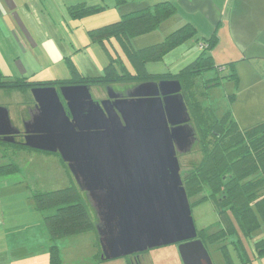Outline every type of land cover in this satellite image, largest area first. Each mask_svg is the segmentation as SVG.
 Returning <instances> with one entry per match:
<instances>
[{
    "label": "rangeland",
    "instance_id": "1",
    "mask_svg": "<svg viewBox=\"0 0 264 264\" xmlns=\"http://www.w3.org/2000/svg\"><path fill=\"white\" fill-rule=\"evenodd\" d=\"M159 1L161 0H19L17 7L19 17L26 31H22L14 17H0V72L4 76L24 77L35 83L56 82L70 77L67 66V61L70 60L78 74L84 77L103 74L104 68L110 62L115 65L117 72L124 69L133 74L134 69L116 37L104 43H97L90 40L88 32L117 21L125 12L152 7ZM171 2L176 7L175 13L157 29L131 38L132 46L141 49L154 45L163 41L169 33L187 24L191 25L195 32L185 42L170 50L161 60L146 63L144 69L148 74L168 76L178 74L201 53L200 45H203V39H208L219 26L214 24L211 29H206L201 25L198 17L195 15L189 17L188 13L193 14V11L183 12L181 1ZM75 5H80L78 9L86 6L96 10L85 15L72 16L69 7ZM181 16H184L185 21ZM221 34L225 36L223 45H216L210 52L215 65L219 66L220 70L205 71L199 78V81L205 82L219 77L220 84L206 90L207 98L204 102L210 106L217 118L229 110L240 128L264 122L262 119L264 91L261 89L264 79L247 75L246 65H243L241 75L237 73L234 59H230L232 56L236 58L237 52L234 48L236 45L231 38L228 43L229 38L226 33L221 32ZM216 35L219 36L220 33L217 32ZM225 39H227L226 43ZM231 63L238 77L237 87L229 77L228 64ZM253 65H255L254 71H258V62ZM105 90L100 86L91 87L92 98L95 101L106 99L107 90ZM7 94L10 95L7 99L10 104H14L20 98L24 99L21 94ZM29 95L31 94L27 92V97H30ZM232 95L234 98L230 100L229 97ZM251 98H255L253 105ZM200 157L198 144H194L188 153L178 154L180 176L190 162H196ZM15 160L19 173L12 177L14 179L0 181V254L11 253L8 255L11 259L9 264H35V253L41 251L42 245H45L47 252L50 242L42 213L33 207L32 194L66 188L75 185V181L58 156L24 152ZM5 162L0 154V164ZM16 181L19 182L15 184ZM87 209L92 215L91 206ZM190 209L196 231L212 226L220 227L218 213L211 199L207 198L198 204L192 203ZM95 239L98 242L95 230L58 239L56 244L60 252L61 264L90 263L88 258L90 245ZM228 246L233 252L229 242ZM246 247H253V240L249 241ZM174 248L179 253L178 246L174 244L151 249L147 253L153 257V264H175L170 256L171 249ZM27 251H29V259L25 255ZM210 255L213 264H222L218 254L210 250ZM100 264H127V260L123 257Z\"/></svg>",
    "mask_w": 264,
    "mask_h": 264
},
{
    "label": "water",
    "instance_id": "2",
    "mask_svg": "<svg viewBox=\"0 0 264 264\" xmlns=\"http://www.w3.org/2000/svg\"><path fill=\"white\" fill-rule=\"evenodd\" d=\"M106 90L95 101L85 85L33 88L23 146L66 164L94 212L101 261L174 244L183 264H212L180 176L195 132L179 82L141 83L128 98ZM19 133L0 107V137Z\"/></svg>",
    "mask_w": 264,
    "mask_h": 264
},
{
    "label": "trees",
    "instance_id": "3",
    "mask_svg": "<svg viewBox=\"0 0 264 264\" xmlns=\"http://www.w3.org/2000/svg\"><path fill=\"white\" fill-rule=\"evenodd\" d=\"M78 7L80 5L69 7L72 16H81L96 10L92 7ZM175 11L176 7L171 2L160 1L152 7L126 12L117 21L88 32L90 40L97 43L116 37L134 69L133 74L124 69L117 72L115 65L110 62L104 68L103 74L84 77L78 74L68 60L67 66L71 74L68 79L35 83L23 77L10 78L0 72V90L31 92L33 88L39 87H54L59 90L63 86L85 85L90 90L91 87L100 86L104 89L112 88L116 92L122 87H133L141 83L177 80L190 116V124L195 128L194 144H198L201 152L200 159L190 162L188 168L182 171V186L191 205L207 198L213 201L220 225L219 228L212 226L198 230L197 238L206 249L208 246H216L225 264H233L229 252L232 249L230 250L228 242L241 262L247 257L246 244L252 240L256 256L264 257V122L240 128L229 110L217 118L210 106L204 102L207 98L206 90L220 84L219 77L205 82L199 81L203 72L220 70L210 54L218 44L217 35L214 32L208 39H203L201 53L173 76L148 74L144 65L161 60L170 50L193 36L195 30L191 25L178 28L163 41L151 46L135 49L131 44V38L157 29ZM228 65L229 77L237 87L238 77L234 67L232 63ZM233 98L234 95L229 97L230 100ZM22 143L2 144L6 149L16 146L28 149ZM62 163L66 166L63 161ZM18 173L16 160L11 158L0 164L1 179H14L12 177ZM32 202L34 209L42 213L48 232V264H61L56 244L58 239L95 230L94 212L92 215L89 213L87 207L90 205L86 195L81 193L76 184L47 192H35L32 194ZM97 248H100L98 242ZM100 255L101 249L97 257L100 258Z\"/></svg>",
    "mask_w": 264,
    "mask_h": 264
},
{
    "label": "crops",
    "instance_id": "4",
    "mask_svg": "<svg viewBox=\"0 0 264 264\" xmlns=\"http://www.w3.org/2000/svg\"><path fill=\"white\" fill-rule=\"evenodd\" d=\"M161 1H169L172 0H161ZM182 4L183 12L193 11V14H189V17H198L201 25L206 29H211L214 24L219 25L215 28V34L220 33L218 37V46L223 45V38L221 32L223 34L226 33L228 36V43L230 42V38L233 39L236 47L235 50L237 52L236 58L233 56L230 59H234L235 70L239 75L242 73L243 65H246V74L251 75L256 79H264V0H179ZM196 1V2H194ZM200 1V2H197ZM160 2V1H159ZM172 3V2H171ZM19 0H0V17L9 16L10 18L14 17V19L19 23V27H21L22 31H26L22 20L19 17L18 10ZM126 13V12H125ZM178 13H176L177 15ZM187 14V13H186ZM195 15V16H194ZM182 19L185 21L184 16ZM192 19V18H191ZM179 20V18H178ZM192 21V20H190ZM193 23V22H192ZM96 29V28H95ZM221 31V32H220ZM229 32V34H228ZM218 35V34H217ZM226 40L224 42L226 43ZM222 42V44H221ZM21 46L26 49L22 44ZM255 62L259 64V70L254 71ZM7 76V75H5ZM10 78H14L11 76H7ZM262 77V78H261ZM20 78V77H19ZM24 78V77H23ZM261 88L264 91V85L262 84ZM27 92L31 94L29 91L24 90H0V107H3L7 111L8 120L13 128L19 130L21 134H23L24 123L30 120L31 115L35 109V102L33 100L32 94L27 97ZM7 93H11V95H22L24 99L16 100L14 104H10L7 99L10 98V95ZM7 96V98H6ZM251 96V95H250ZM252 97V96H251ZM26 99V100H25ZM255 98H251V105L255 104ZM12 99H10L11 101ZM264 119V118H262ZM19 133V134H20ZM11 139V138H10ZM15 139V137H14ZM16 141H2L0 142V154L1 157L5 159V161L15 160V158L24 152H36L49 154L36 150H20L16 151L17 146L13 149L10 147H3L2 143L10 144L13 142H21L22 137H18L15 139ZM3 147V148H2ZM4 148L8 151L5 154L3 152ZM15 150V151H14ZM55 155V154H50ZM56 156V155H55ZM10 180L9 177L1 179L0 181ZM16 182L15 184H17ZM42 215V214H41ZM75 236V235H74ZM50 242V241H49ZM12 245V242H11ZM50 246V245H49ZM90 253L88 258L90 259V263L88 264H100L102 262L98 256L100 248H97V240L90 245ZM49 248V247H48ZM41 251L36 252V263L35 264H48V250L46 252L45 245L40 247ZM76 250V249H75ZM210 260L212 262V257L210 255V250L213 251L214 254H218L221 258L222 264L224 260L220 253L217 251L216 246H208L206 249ZM231 250V249H230ZM230 252V255L233 260V264H264V257L256 256L253 247H245V252L247 257L242 260V262L237 258L235 251ZM10 252H4L3 255L0 254V264H9L11 259L9 258ZM22 255V254H21ZM25 255L29 259V251L25 253ZM172 260H174L175 264H182L181 257L176 249H171ZM127 264H132L134 260L130 257H126ZM140 264H153V257L150 253H143L140 256ZM81 263V261H79ZM215 263V262H214ZM75 264V263H73ZM213 264V263H212Z\"/></svg>",
    "mask_w": 264,
    "mask_h": 264
},
{
    "label": "flooded vegetation",
    "instance_id": "5",
    "mask_svg": "<svg viewBox=\"0 0 264 264\" xmlns=\"http://www.w3.org/2000/svg\"><path fill=\"white\" fill-rule=\"evenodd\" d=\"M135 87L136 86H133V87H131V86H129V87H122V88H120L118 91H116V93L117 94H119L120 96H122L123 98H128L129 96V94L131 93V92H133L134 91V89H135ZM22 135L23 134H18V135H15V136H13V137H15V139H17L18 137H22ZM3 139H4V137H0V142H2L3 141ZM14 139V138H13ZM14 139V140H15ZM16 141V140H15ZM147 252V251H146ZM146 252H143V253H146ZM143 253H140V254H136V255H132V256H128V257H130L132 260H134V262H139L140 263V256L143 254Z\"/></svg>",
    "mask_w": 264,
    "mask_h": 264
}]
</instances>
